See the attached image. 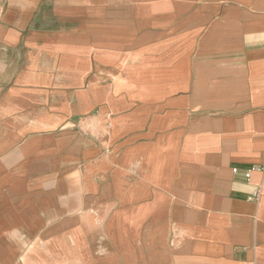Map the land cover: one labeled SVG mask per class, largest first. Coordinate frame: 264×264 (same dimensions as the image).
I'll use <instances>...</instances> for the list:
<instances>
[{"label":"crops","instance_id":"crops-1","mask_svg":"<svg viewBox=\"0 0 264 264\" xmlns=\"http://www.w3.org/2000/svg\"><path fill=\"white\" fill-rule=\"evenodd\" d=\"M0 264H264V0H0Z\"/></svg>","mask_w":264,"mask_h":264},{"label":"built area","instance_id":"built-area-1","mask_svg":"<svg viewBox=\"0 0 264 264\" xmlns=\"http://www.w3.org/2000/svg\"><path fill=\"white\" fill-rule=\"evenodd\" d=\"M235 172H236V171H235ZM249 177H250V173L247 174V178H249Z\"/></svg>","mask_w":264,"mask_h":264}]
</instances>
